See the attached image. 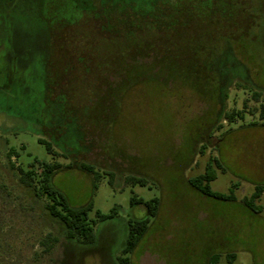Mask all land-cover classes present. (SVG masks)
<instances>
[{"label":"rangeland","instance_id":"rangeland-1","mask_svg":"<svg viewBox=\"0 0 264 264\" xmlns=\"http://www.w3.org/2000/svg\"><path fill=\"white\" fill-rule=\"evenodd\" d=\"M10 1L0 0V9L20 8ZM156 1L46 0L40 14L52 34L48 61L40 60L44 37L33 20L11 23L8 40L0 29V264H116L127 221L146 216L142 205L130 204L133 194L157 198L159 207L130 264H264V191L259 212L243 202L264 184V10L259 0H239L231 4L239 21L206 23L202 35L165 40L168 83L140 63L159 45L145 47L144 23L133 13ZM93 2L132 13L129 22L140 32L99 33L98 21L87 16ZM232 109L243 110V119L224 121ZM38 138L62 155L53 159ZM9 148L16 157L7 158ZM211 157L220 162L212 165L211 189H232L234 201L202 196L188 184ZM52 160L62 164L52 184L72 207L91 202L90 216L117 207L113 219L95 225V242L85 249L66 245L43 210L45 200L18 181L17 165ZM130 176L147 184L127 182ZM49 231L60 242L35 258L37 241ZM227 254L235 255L232 262Z\"/></svg>","mask_w":264,"mask_h":264},{"label":"trees","instance_id":"trees-1","mask_svg":"<svg viewBox=\"0 0 264 264\" xmlns=\"http://www.w3.org/2000/svg\"><path fill=\"white\" fill-rule=\"evenodd\" d=\"M46 0H11L9 5L11 7L17 6L20 8L13 11L12 8L0 9V29L1 36L3 38H10V32L8 26L12 27L11 23L17 22L22 23L23 20H33L34 23L32 28L35 29L36 34L42 35L44 50L41 51L40 60L42 56L48 57L53 54V44L51 43L52 34L48 25H45L40 14L42 6H45ZM176 0H157L156 2H151V7L147 10H140L134 12L133 15L140 16L141 22L144 23L142 34L145 37V47L148 48L150 45H159V48H151L146 55H142L143 61L141 65L145 68H152L153 73L159 72L158 78L160 80L167 81L169 75L167 73L168 65L164 63V57L166 52L169 51V46L165 40L170 37H180L189 35L191 33H200L206 29H210V25H215L221 23V26L227 22L234 21L237 18V11H233L231 4L239 0H226V6H216L215 0H177L179 3H175ZM13 2V3H12ZM260 9L264 10V0H259ZM95 9L91 10L90 16L94 20L98 21L99 33L106 34L110 32L111 36L120 38L121 31H127L131 34L137 35L140 30L133 27L129 18L132 16L125 10H119L115 5H105V3L96 4ZM93 5V6H94ZM76 7H72L75 11ZM83 11V10H82ZM98 11V12H96ZM219 11V13H217ZM80 13V11L78 10ZM236 12V13H235ZM85 13V12H81ZM93 13V14H92ZM31 18H30V17ZM193 16H200L205 20L204 24H194L191 18ZM239 20H235L237 22ZM8 22H10L8 24ZM209 23V26L202 29V25ZM231 23V22H230ZM227 26V25H226ZM229 26V25H228ZM13 30V29H12ZM138 30V32H137ZM35 34V33H34ZM141 34V33H140ZM199 35H202L200 33ZM158 41V42H156ZM49 54V55H48ZM172 78V77H171ZM184 79L181 78V82ZM170 80L168 79V83ZM185 82V81H184ZM45 89L47 88V82H44ZM255 100L258 99V93L253 94ZM260 119H264V105L261 106ZM243 110L232 109L229 112L223 114L222 119L227 122H233L235 120L243 119ZM220 125L218 126V128ZM37 141L43 144L46 152L50 154L53 159L55 157L62 155L57 152L50 141L43 138H38ZM200 152L204 146L201 145ZM7 158L12 156L16 157V152L13 148H9ZM30 163L25 167L17 165L15 169L18 171V181L19 183L27 189L32 190V194L35 199L43 201L42 207L47 216L56 222L62 229V237L66 242L67 246L86 248L91 246L95 242V232L94 227L98 222L113 219L117 215V207H113L107 213H101L98 210L93 211V215L90 216L92 212V204L88 202L81 207H72L67 198L62 192L55 188L52 184V176L54 173L62 168V164L56 160L50 162H36ZM215 164L216 167H220V162L215 157L208 159L205 165L204 172L197 174L188 178V184L200 195L212 197L219 200L234 201L235 197L232 189L229 193H219L213 191L210 187V182L215 179V172L212 165ZM12 168L14 165L11 164ZM66 167H72L68 164ZM36 169L39 171L36 172ZM81 170L85 173L92 175L95 181H98L99 174H96L89 166L81 165ZM112 176L108 182L111 183ZM127 182L132 184L146 185L147 181L141 177L130 176L126 178ZM264 191V184H256L254 186V191L247 197L243 199L244 205L247 209L252 212H259L260 207L256 205V201L259 199L261 192ZM130 204L142 205L146 209V216L141 219H129L126 224V235L123 241L121 249L115 256L116 264H130V254L133 252L137 244L140 242L141 238L145 234L150 219L157 215L159 200L157 198H151L149 200H143L138 198L135 194L130 197ZM60 235L54 232H47L38 241L40 246L39 253H34V257L38 258L40 255H50L55 248V246L60 242ZM72 248V249H73ZM77 250V251H78ZM219 255L211 256V262L216 263ZM235 258L234 254H227L226 259L228 262H232Z\"/></svg>","mask_w":264,"mask_h":264}]
</instances>
